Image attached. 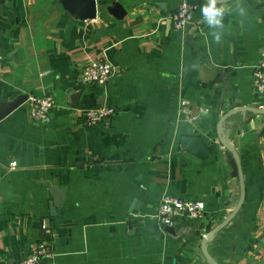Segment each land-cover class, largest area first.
I'll list each match as a JSON object with an SVG mask.
<instances>
[{"label": "crops", "instance_id": "obj_1", "mask_svg": "<svg viewBox=\"0 0 264 264\" xmlns=\"http://www.w3.org/2000/svg\"><path fill=\"white\" fill-rule=\"evenodd\" d=\"M182 1L96 0V18L78 20L60 0H0V100L33 93L56 104L49 124L34 122L26 104L0 121V264L24 259L47 222L49 264H208L202 239L241 197L219 137L228 115L223 134L246 198L208 249L219 264H264V114H230L264 110L254 89L264 0H217L225 10L217 29L202 16L208 0H188L198 9L177 31L169 16ZM114 4L123 18L109 11ZM102 58L113 76L83 84L84 67ZM183 99L194 122L181 114ZM100 106L116 114L86 125L85 112ZM184 137L202 138L208 157L183 151ZM51 185L65 193L55 216ZM164 196L204 202L205 218L160 224L172 232L157 238L144 223Z\"/></svg>", "mask_w": 264, "mask_h": 264}, {"label": "built area", "instance_id": "obj_2", "mask_svg": "<svg viewBox=\"0 0 264 264\" xmlns=\"http://www.w3.org/2000/svg\"><path fill=\"white\" fill-rule=\"evenodd\" d=\"M198 9L196 2L183 0L178 9L170 14L172 26L177 31H187L193 23L195 13ZM113 65L106 59L93 60L88 63L81 72V82L83 84L105 85L113 76ZM254 89L257 95L264 94V52L255 69ZM30 118L39 124H49L52 121V111L56 104L51 96H40L29 94L26 102ZM181 114L189 122H194L198 114L193 112L188 100H181ZM116 114L112 107L100 106L89 109L85 112L84 122L88 126L107 125ZM205 203L200 201L187 200L174 196H164L159 204L156 217L163 226H173L177 220L189 217L194 220L205 218ZM44 239L34 244L29 254L17 264H49L54 255L52 241L47 239L49 227L42 225Z\"/></svg>", "mask_w": 264, "mask_h": 264}, {"label": "water", "instance_id": "obj_3", "mask_svg": "<svg viewBox=\"0 0 264 264\" xmlns=\"http://www.w3.org/2000/svg\"><path fill=\"white\" fill-rule=\"evenodd\" d=\"M227 1H230V0H221V2H227ZM60 2L63 4L65 9L75 19L92 20L96 18L97 16L98 9L96 5V0H60ZM109 11L114 15H116V12L119 11V14L116 15L119 19L123 18L126 13V10L122 8L120 4H114V7L110 8ZM170 23H171V20H170ZM28 97H29V94H22V95L17 96L14 100H11V101L0 100V121H2L4 118L9 116L11 113H13L18 108L24 106L28 100ZM246 111H252L257 114H264L263 109H254V108H245V107L237 108L233 110L232 112H230V114H236L239 112L246 113ZM228 116L224 117L219 123V137H220L222 144L234 156V159L236 161L238 175L241 180L240 181L241 182V197H240L239 203L237 207L235 208V210L224 220V222H222L219 226L214 228L210 233L205 235L202 239L201 250L206 260L208 261V264H219L209 253V249H208L209 242L211 241V239L214 237V235L217 232H219L221 229L226 227V225L236 216L240 208L243 206L245 198H246L245 183H244L240 158L234 146L226 140L223 134L222 125ZM181 148L183 151L190 152L201 159H206L208 157V152H207L205 143L203 139L200 137H184L181 142ZM49 189L52 195L54 196V200L50 203V214L51 216H55L56 209L60 206L63 198L65 197L64 196L65 193L61 191L60 189H58L56 186L51 185L49 186ZM46 224L47 226H49V222H47ZM144 226H146L150 231H152L157 238H162L165 232L171 231V228L169 227H162L157 217L151 218L148 221H146L144 223Z\"/></svg>", "mask_w": 264, "mask_h": 264}, {"label": "clouds", "instance_id": "obj_4", "mask_svg": "<svg viewBox=\"0 0 264 264\" xmlns=\"http://www.w3.org/2000/svg\"><path fill=\"white\" fill-rule=\"evenodd\" d=\"M224 8L217 6V0H208V2L201 8L202 16L206 23L213 29L223 27V16ZM243 14V9L240 10ZM213 35L217 42L220 41V34L218 32H213Z\"/></svg>", "mask_w": 264, "mask_h": 264}]
</instances>
